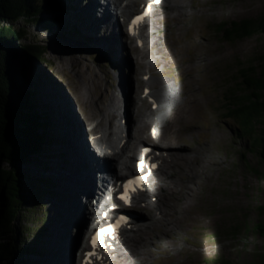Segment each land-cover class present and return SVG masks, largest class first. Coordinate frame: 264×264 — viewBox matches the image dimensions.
Returning a JSON list of instances; mask_svg holds the SVG:
<instances>
[{"label": "rangeland", "instance_id": "obj_1", "mask_svg": "<svg viewBox=\"0 0 264 264\" xmlns=\"http://www.w3.org/2000/svg\"><path fill=\"white\" fill-rule=\"evenodd\" d=\"M195 1L196 4L194 5L192 0H186V9H182L181 12L179 10L173 12L170 10V6L167 5V0H165L163 5L159 6L149 19L154 27L156 25L155 28H150L152 38H149L148 46H153L152 49H154L155 39L159 38V42L162 44L159 45L163 46L162 48H169L172 52L175 51L179 59H183L182 62L185 65L189 63L187 60L192 55L193 50L196 49L197 51L199 48L200 57L197 63L192 66L194 76L189 80V92L192 93V96L201 100L200 110L204 112V117L198 119V121L204 124L203 137L207 136V144L204 147L206 151L200 154L202 162L197 164V174L188 181V190L191 193V188H194V196L188 201H180L179 204L182 208L188 202H191L193 210L189 215L190 217L183 221V228L179 230L176 241H173L171 237L167 241L177 246V252L183 250L182 253H177L175 264H216L215 261L230 264H260L264 262V234L257 230L256 225L257 223H264V161L260 156L259 148L255 145L254 138L262 133L263 123H255V131L251 136L238 130L236 120L229 116L230 98L227 97L234 93L240 95L247 92L241 82L244 71L253 73V71L248 70L249 67H255L257 71L261 70L264 63V32H256L252 36L229 41L225 38L224 32L220 30V24L262 15L264 13V0ZM88 2L89 0H58L60 6L56 10H48V15L58 18L62 23L60 27L64 31H55L62 34V36H56L53 33L54 31L35 22L21 20L16 23V26L23 28L25 32V43L48 49L46 58L52 61L53 65L48 63L51 68L47 67L46 72L48 73L45 74V79L39 89L42 98L50 104L52 111L53 102L48 95H53L54 99L57 100V109L60 111V114H58L60 117L58 118L67 132V135L63 133V136L67 140L68 137L71 139L67 141L66 155L63 154L67 158L61 157L62 151L58 149L60 145L58 143L53 148L55 155L50 157L42 167L39 168V165L37 166L34 162H22L18 165V170L24 174L23 185H25L24 189L26 191H30L34 187H32L30 181H33L34 185L37 177H48L54 183H58L55 179L61 177L58 163L64 161L62 163L65 165L63 169H67L70 165V159L77 157L76 152H80L82 149L80 141L83 140V135L78 136L80 128L87 135L89 122H97L100 117H106L107 112H112L114 107L116 109L120 107L122 120L125 118L126 106H128L132 116L135 103L129 102L125 105L124 99L128 96L136 100L140 99L143 104L142 111H144L143 114L146 112L144 117L148 121L146 122L144 119L143 124L149 125L151 120L156 119L159 126H163L162 133L169 128L171 114L169 108L152 110L153 101L141 98V86L138 88L137 95L130 90L129 86L128 88L123 86L124 76H128V78L130 76L129 79L132 82L131 74L132 76L134 74L131 70L136 64L129 47L122 49L123 55L128 57V60L125 59L128 66L126 69L123 68V64L116 65L111 50L104 45L100 35L102 31L99 28L98 30L96 28L93 34L95 38L91 37L88 42L83 40L82 37L80 39L78 35L74 36L75 38L73 37L74 33L85 36V25L89 20ZM72 5H75L74 8H71ZM141 6L140 3L132 11L140 10ZM181 13L180 18H173L174 15ZM91 22L94 23V20L92 19ZM150 26L146 25L143 31ZM71 29L73 32L70 31ZM117 31L120 35V44L123 45L124 38L127 37L124 36L126 32L119 24L117 25ZM150 40L152 41L150 42ZM155 58L163 60V57L154 50V54H150L141 60L143 64L140 69L139 66L136 68L137 73L142 74L143 82L145 76L148 77V72L151 74L149 77L154 81L152 83L157 94H168V91H170V89L162 88V85L157 82L159 78L164 77L169 83H173L178 89L180 88V96L176 100L177 103L182 102L186 96L182 90L184 87V83H182V77H185L184 72H182L183 76L180 75V71H177L178 68L176 69L174 64L171 68L174 73L176 72V77L168 76V73L164 72L167 68L164 65L165 60L156 64ZM147 62H150V67L147 66ZM35 65L44 70L42 64L35 62ZM150 69L154 71L153 74ZM95 82L100 84L103 91L113 93L118 97L115 105L111 103L110 96L103 104L106 114H91L88 106L80 100V94L87 98L89 94L94 93L93 91L88 92L84 85L89 84L92 88ZM132 83L136 85V81L133 80ZM81 87L82 90L79 92L78 88ZM146 87H144V90ZM93 95L98 97L99 91ZM120 100L123 101H121L122 104H119ZM162 102L168 104L169 101L162 99ZM116 109L113 110L116 111L118 117L114 122L112 121V124L119 125L121 116L118 115ZM125 121H127L128 126L133 125L131 119L127 116ZM103 126H107V121ZM69 133L70 136H68ZM198 139L199 137L195 135L192 139L189 138L188 141L196 143L195 141ZM163 140L168 145H175L167 148L172 153H176L175 156H178V158L181 157L179 155L188 153L187 150L179 149L176 142H171L170 139ZM84 141L89 146L85 136ZM132 141L139 146L140 141L137 138H133ZM147 145L152 144L148 142ZM139 151L140 147L138 148ZM92 155L95 157L94 150H92ZM175 156L172 155V158H175ZM172 163H175L173 159L167 161V165L164 170L158 173L156 180L162 176L165 170L169 171L174 168L171 165ZM3 166L12 167V164L5 163ZM60 180V192L59 189L57 190V183L56 187L53 188L55 192H59L56 197H52L53 195L46 188V185H40L34 190H37V188L38 190L42 189L41 195L34 199L32 195L28 198L33 208L27 216L28 225L34 226V228L39 227L40 230L46 226L48 234L42 236L37 244L41 249L44 245L42 254L30 255L33 264H43L41 263L42 257L47 251L51 255L46 264L58 263V260L54 261L57 253H59L58 246L54 244V238L57 234L56 227L59 221L63 223L66 221L62 207L70 205L72 199H74L65 187V179ZM26 185L29 188H26ZM147 187H150V184ZM85 194H83L82 200H85L88 196L92 198L91 192ZM28 206L30 207L27 204ZM148 211L146 210L143 217L155 215L158 212L155 209L149 211L152 213L149 214ZM82 227L83 225L79 228L80 231H82ZM165 246L167 247V245ZM150 250L152 256L149 257V264H156L158 259L167 258V254L154 243L150 245ZM72 258H74L73 251L68 264H71Z\"/></svg>", "mask_w": 264, "mask_h": 264}, {"label": "bare ground", "instance_id": "obj_2", "mask_svg": "<svg viewBox=\"0 0 264 264\" xmlns=\"http://www.w3.org/2000/svg\"><path fill=\"white\" fill-rule=\"evenodd\" d=\"M149 1L151 0H89L87 5L88 12H86L89 13V20L85 25V38L87 37L88 39L83 38V40L88 42L91 37H94L93 34L95 33L96 28L97 30L99 28L100 31H102L100 32V35L103 39L104 45L111 50L113 54L112 58L116 65L123 64V68L126 69L128 66L125 63V59L128 60V57L123 55L122 49L129 47L130 53L137 60V66L135 65V67H133L131 70L134 74V76L131 74V79L132 82L133 80L136 81V85L130 81V76L129 78L128 76H124L123 86L127 88L129 86L130 90H132L133 93L135 92L136 95L139 86L142 87V94L144 93V87L147 86L150 88L149 96L154 99L152 104L154 105L156 103L158 110H164V108L167 107L171 111L169 117V128H167L162 133L161 130H164L163 126H159V122L156 120L150 122L149 125L143 124L145 116L144 114L146 113L145 112L143 114V104L141 103L140 99L136 100L127 95L128 97L124 99L125 105H127L129 102H134L135 108L131 116L130 110L128 106H126L127 111L125 109L126 112L124 114V119L126 120V116L127 118L129 117L133 125L131 124L132 126H128V120L125 121L124 128H126V130H124L118 127L123 121L120 107L119 109L114 107L118 111V115L121 116L119 125H115L114 123V125L112 124V121L114 122L116 117H118L116 111L113 110L114 108H112V112H107L106 114L105 108L103 107V104L106 102V100H108L109 96L111 103L114 105L117 104L118 97L113 93L103 91L100 88L99 83L95 82L92 88L89 84L84 85V88H86L88 92L93 91L96 93L99 91V95L96 97L93 95V93L92 95L89 94V97L85 98L80 94V100L88 106L91 114H106V117H100L99 120L97 119V122L91 121L88 124L87 132L97 131L98 133H104L107 135L109 133V129H112V132L117 134L121 140L126 139L122 149L120 151L114 150V154L111 156V158L118 159L122 164L125 165L127 163L124 159L126 152H132L133 155L131 157L133 159H137L139 154H142V147L145 146L144 142L147 141L149 144H152V148L154 150L153 152H155L153 162L158 161L160 163L158 168L159 171H155V176L151 177L149 180L148 185L150 184V187H147V185L143 192L138 194L133 204L130 205V208H134L141 214L137 215V217L131 222V227L129 229H123L119 236H115L112 239L111 244H109L107 247L99 249L100 254H96L93 258H91L90 264H149V257L152 256V251L150 250V245L152 243H154L158 248L167 254V258L164 257L158 259L156 264H175L177 260L176 256H178L177 253H182L183 250L179 248L181 251L177 252V246L172 242L168 243L167 239L171 237L173 241H176L179 230L183 228V221L186 220L187 217H190L189 215L193 210V204L191 202H188V204L182 208L179 206V204L180 201H188L189 199H192V196H194V188H191V193L188 190V181L197 174V164L202 162L200 154L201 152L203 153L206 151L204 147L207 144V136L203 137L202 135L204 124L198 121V119H202L204 117V112L200 110L201 100L199 98L197 99L195 96H192V93L189 92V80H191V77L194 76L192 66L197 63L200 57L198 51L199 48L197 51L196 49H192V55L187 60L189 63L185 65H183L182 62L183 59H179L175 51L172 52L169 48H162L163 46L161 47L159 45L161 44L159 42V38L155 39L154 49H152L153 46H148L149 38H152V31L150 28H155L156 25L154 27L150 20L146 25L151 26L147 30H142V40L144 43L143 46H137L131 37H127L126 41L123 42V45L120 44L119 33L117 31V25H122L120 23V16L124 17L125 19L128 13L139 6L140 3ZM164 1L165 0H163L160 6L163 5ZM192 1L195 5L196 1ZM167 5L170 6V10L173 12L175 10H179L181 12L183 11L182 9H186L187 7L186 0H167ZM182 13L176 16L174 15L173 18H180ZM92 19L94 20V23L91 22ZM80 39L82 38L80 37ZM151 41L152 40H150V42ZM154 50L156 53L160 54L161 57H163L162 61L159 58H155V63L157 64L159 61L164 62L165 60L164 65L167 66V68L164 72L168 73V76H173V78L176 77V72L174 73L171 68L174 64L175 68H178L177 71H180V75L183 76L185 74V77H182V83H184L182 90L186 96L183 98L182 102L177 103L176 100L177 97L180 96V88L178 89L173 83H169L164 79V77L159 78L157 82L159 85H162V88L170 89V91H168V94H157L154 91V85L152 83L153 79L148 76L143 82L142 74L137 73L136 68L139 66L140 69V66L143 64L141 60L150 54H154ZM149 63L147 62L148 67H150ZM151 71L150 72L153 74L154 71ZM182 72H184V74ZM94 74L96 75L95 72ZM78 90L80 92L82 87L78 88ZM142 94L141 98L144 99ZM162 99H167L169 101L168 104L166 102H162ZM121 101L122 100L119 101V104H122L123 101ZM88 115L90 116V114ZM101 121L102 123H100ZM106 121L107 126H103ZM152 127L158 128V131L155 134L149 133L148 129H151ZM79 130L78 136H81L82 134L83 140L80 141V146L82 149L80 152H76V155L78 156L72 160L70 159L69 167L66 166L67 169H63L65 165L62 163H64V161L58 163V168H60V172H58L61 175L59 178L65 179V187L67 188L68 193L74 197V199H72L70 205H64L62 207L64 209V216L66 218L65 223L62 221L57 223V234L54 238V244H56L59 248V253H57L54 260L55 262L58 260L57 264H68L72 251L74 258H72L71 261L73 262V260H78L80 261V264H83L82 253L78 252V244L80 242V236L81 234H85V230L82 229V231H80L79 228L82 225L84 226V219H87L86 217L88 215L86 210L88 211V206L90 204V196L85 198V200H82V197L84 196L83 194L86 193L85 195H87L88 193H93L95 191L94 193L96 194L100 193L101 199L104 198L106 194H112L111 190L106 185V181L112 172L111 168L107 164L108 162L105 163V158L103 161L95 159V157L92 155V151H90L86 145V142L84 141L83 131L81 128ZM112 132H110V134H112ZM195 135L199 137V139L195 141L196 143L188 141L189 138L192 139ZM85 137L87 139V143L91 147V137L87 135H85ZM102 137L103 136H101V138ZM133 138H137L140 141L139 146L132 141ZM163 139H170L171 142H176V146L179 149L187 150L188 153H186V155L181 154L179 155L181 157L178 158V156H175L177 154L172 153V151L169 149L175 145H168L167 143L163 142ZM109 141L111 140L109 139ZM139 147H141V149L138 152ZM98 150L100 151V149ZM102 151L103 150L97 153L95 152V156H97V158L101 156ZM172 155H174L175 158H172ZM106 158L109 157L107 156ZM140 159L141 158H139V160ZM172 159L175 162L171 164L174 166V168L169 171L165 170L164 173L162 172V176L156 180L158 173L164 170L165 166L167 165V161ZM113 171L115 172V168ZM99 181L102 183L99 184ZM113 198L114 195H112V199ZM106 204L110 205L111 201ZM155 209L158 210L155 215L143 217V214H145L146 210L151 212ZM149 211L148 213L152 214ZM182 214L183 216H181ZM138 224L141 225L138 226ZM165 245H167V247Z\"/></svg>", "mask_w": 264, "mask_h": 264}, {"label": "trees", "instance_id": "obj_3", "mask_svg": "<svg viewBox=\"0 0 264 264\" xmlns=\"http://www.w3.org/2000/svg\"><path fill=\"white\" fill-rule=\"evenodd\" d=\"M59 6L58 0H0V264H33L30 255L42 254L44 245L41 249L37 244L47 234V229L46 226L40 230L28 225L27 216L33 210L28 198L41 195L42 189L34 190L40 185H46L52 197L59 195L61 190V180L53 176L58 183L48 177H37L34 185L30 181L34 187L26 191L24 174L18 170L22 162H34L39 168L42 167L55 155L53 148L58 143L61 157H66L63 154L66 155L67 141L71 139L63 136L67 132L58 118L60 111L57 100L53 95H48L53 102L52 111L39 89L50 65L42 58L43 51L38 45L24 42L25 32L16 26L18 21H31L54 31L56 36H62L55 32L63 30L60 27L62 23L48 15V10H56ZM220 26L229 41L245 38L264 31V14L222 22ZM70 31L73 32L72 29ZM75 34L73 37L78 35L85 38L84 35ZM35 62L42 64L44 70ZM262 67L260 71L249 67L248 70L253 73L244 71L241 85L247 92L240 95L234 93L227 98H230L229 116L236 120L238 130L245 135L254 134L256 122L263 123V133L256 136L254 142L255 145L259 143L264 158V65ZM5 163L12 164V167L3 166ZM56 183L59 192L53 190ZM258 227L264 233V225L259 224ZM50 255L49 251L45 252L41 263L46 264Z\"/></svg>", "mask_w": 264, "mask_h": 264}, {"label": "water", "instance_id": "obj_4", "mask_svg": "<svg viewBox=\"0 0 264 264\" xmlns=\"http://www.w3.org/2000/svg\"><path fill=\"white\" fill-rule=\"evenodd\" d=\"M263 14H264V13H263ZM263 32H264V31H263ZM39 49L43 51V53L41 54L42 58H44V59L47 61V63H49L50 65H53V64H52V61H50L49 59L46 58L47 53H48V51H47L48 49H47V48H43V47H41V46H39ZM262 65H264V63H263ZM262 69H263V67H262ZM262 133H263V132H262ZM257 147L259 148V153H260V145H259V143H257ZM260 156H261V153H260ZM261 158H262V160L264 161V158H263L262 156H261ZM263 208H264V207H263ZM259 224L264 225V223H263V222H262V223H257V225H256L257 230H258L260 233H262V232L259 230V227H258ZM262 234H264V233H262ZM260 264H262V263H260Z\"/></svg>", "mask_w": 264, "mask_h": 264}, {"label": "snow or ice", "instance_id": "obj_5", "mask_svg": "<svg viewBox=\"0 0 264 264\" xmlns=\"http://www.w3.org/2000/svg\"><path fill=\"white\" fill-rule=\"evenodd\" d=\"M157 2H159V0H157ZM138 19H142V17L141 18H138ZM134 183H136V182H134ZM129 187L131 188V185ZM124 199H128V198L127 197H124ZM102 235H103V233H102ZM98 240H99V237H97V242H98Z\"/></svg>", "mask_w": 264, "mask_h": 264}]
</instances>
